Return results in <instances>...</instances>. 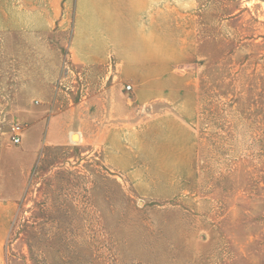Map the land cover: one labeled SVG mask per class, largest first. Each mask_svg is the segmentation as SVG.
I'll return each instance as SVG.
<instances>
[{"label":"rangeland","instance_id":"1","mask_svg":"<svg viewBox=\"0 0 264 264\" xmlns=\"http://www.w3.org/2000/svg\"><path fill=\"white\" fill-rule=\"evenodd\" d=\"M153 9L145 31L130 17L112 99L92 80L63 98L71 112L28 96L17 111L4 64L0 264H264V0ZM134 60L147 78L129 77ZM50 114L60 143L44 144Z\"/></svg>","mask_w":264,"mask_h":264},{"label":"crops","instance_id":"2","mask_svg":"<svg viewBox=\"0 0 264 264\" xmlns=\"http://www.w3.org/2000/svg\"><path fill=\"white\" fill-rule=\"evenodd\" d=\"M156 3L153 0H0V73L6 71L4 64L12 65L9 69L12 76L6 78L16 81L14 94L20 98L16 110L24 111V98L28 96L41 111L71 112L75 107L63 108V98L78 86L89 96L93 93L92 80L99 81L98 93L102 91L103 100L105 96L112 99L116 86L112 85L108 91L105 85L110 87L121 76L122 57H130V17L139 21L138 31H145V17L163 13V9H153L158 8V0ZM139 47L142 48L140 44ZM133 62L130 71L134 75L129 76L132 79L144 72L139 68L143 64L141 60ZM115 99L118 102V97ZM56 116L47 117L44 144L61 142L52 129ZM35 122L38 124L42 119ZM171 140L172 151L177 150L181 155L173 158L190 160L193 151L190 140L183 143L175 135ZM181 147H184L182 154ZM31 155L24 154L22 159L34 160Z\"/></svg>","mask_w":264,"mask_h":264},{"label":"built area","instance_id":"3","mask_svg":"<svg viewBox=\"0 0 264 264\" xmlns=\"http://www.w3.org/2000/svg\"><path fill=\"white\" fill-rule=\"evenodd\" d=\"M125 88L127 90H130L132 88V86L130 84H127L125 86ZM21 136H22V130H21V126L20 124H14L12 125V129H11V142L13 144H18L21 140Z\"/></svg>","mask_w":264,"mask_h":264}]
</instances>
